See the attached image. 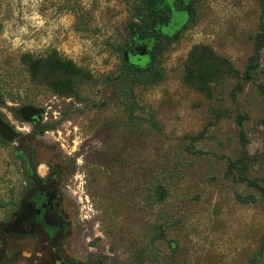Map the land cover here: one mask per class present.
I'll use <instances>...</instances> for the list:
<instances>
[{
  "label": "rangeland",
  "instance_id": "rangeland-1",
  "mask_svg": "<svg viewBox=\"0 0 264 264\" xmlns=\"http://www.w3.org/2000/svg\"><path fill=\"white\" fill-rule=\"evenodd\" d=\"M198 9V23L163 57L165 79L139 90L145 129L136 130L101 82L119 67L110 42L126 34L132 19L127 0H0V115L20 134L0 141V225L11 219L19 205L11 199L20 201L27 180L14 153L32 125L15 112L31 104L45 109L44 124L56 125L36 139L69 167L65 188L84 264L90 258L141 263L137 251L155 240L160 212L178 221L167 234L176 249L167 239L159 242L164 263L264 264V195L228 171L241 155L243 129L251 156L246 173L264 186V97L257 83L232 94V81L208 98L184 82L188 54L198 43L246 69L264 0H201ZM54 49L92 72L93 80L80 88L83 100L32 81L22 56ZM256 77L264 82V49ZM239 114L247 115L242 127ZM152 116L158 128H151ZM170 164L177 167L171 196L151 205L149 181ZM238 193L256 201L242 202Z\"/></svg>",
  "mask_w": 264,
  "mask_h": 264
},
{
  "label": "trees",
  "instance_id": "trees-1",
  "mask_svg": "<svg viewBox=\"0 0 264 264\" xmlns=\"http://www.w3.org/2000/svg\"><path fill=\"white\" fill-rule=\"evenodd\" d=\"M200 1L127 0L132 11V19L127 26L126 34L121 40L110 42L111 50L120 60L119 67L116 72L101 79V82L112 91L116 102L127 114V123L136 130L145 129L144 117H142L145 107L139 101V90L159 84L165 79L166 68L163 65V57L173 44L183 38L191 26L198 23ZM175 17L174 29L168 30ZM263 49L264 17L254 37V51L249 57L245 70L239 69L230 57L220 54L212 45L198 43L188 54L184 82L188 87L208 98H213L218 89H222L225 84L232 81L235 83L232 94L243 91L245 85L249 83H257L259 94L264 97V82H257L256 77ZM22 61L27 65L34 83L48 86L60 96L77 97L83 100L80 88L94 78L91 71L78 65L73 59L64 57L56 49L40 57L26 53L22 56ZM227 115V113L217 112L218 117ZM246 118V114L237 116L240 127ZM150 124L151 128L160 126L153 116ZM55 126V123H47L41 128L52 130ZM240 134L243 145L241 155L229 161L228 171L233 172L238 181L246 182L264 195V186L252 180L246 173L251 166V156L247 145L248 139L243 129ZM192 139L197 140L198 137ZM0 141L6 144L1 136ZM14 157L21 158L15 153ZM175 169L170 164L163 168V171H159L153 181H149L148 193L151 205L164 203L171 196V176L174 174L171 172ZM15 197H12L11 203L19 204ZM237 198L245 203L256 201L253 194L238 193ZM176 222L178 221H171L167 213L160 212L158 222L155 224V240L152 238L150 246L142 247L137 251V257L141 261L139 264H145L148 261L152 264H166L162 259L159 242L167 239L171 242L172 248L176 249L177 243L168 239L167 235Z\"/></svg>",
  "mask_w": 264,
  "mask_h": 264
},
{
  "label": "flooded vegetation",
  "instance_id": "flooded-vegetation-1",
  "mask_svg": "<svg viewBox=\"0 0 264 264\" xmlns=\"http://www.w3.org/2000/svg\"><path fill=\"white\" fill-rule=\"evenodd\" d=\"M44 111L37 121L23 119L19 109L15 112V117L32 125V131L18 139L21 146L15 150L24 161L27 180L11 219L0 225V264H84L78 255L81 252L76 250V218L65 188L69 167L61 156L48 152L40 138L36 139L47 131L41 128ZM18 219V229L12 230ZM90 262L95 261L90 258ZM97 262L105 264L103 258Z\"/></svg>",
  "mask_w": 264,
  "mask_h": 264
},
{
  "label": "water",
  "instance_id": "water-1",
  "mask_svg": "<svg viewBox=\"0 0 264 264\" xmlns=\"http://www.w3.org/2000/svg\"><path fill=\"white\" fill-rule=\"evenodd\" d=\"M175 19H173L168 30L174 29ZM177 23V22H176ZM180 23V22H178ZM1 100V93H0ZM43 108L38 107L36 105H24L20 107L19 114L20 116L27 121H37L42 118ZM0 136L4 141L12 142L15 140L20 134L11 126V124L7 123L2 116L0 115ZM21 220L18 219L14 222V225L11 227L12 230H17L20 225Z\"/></svg>",
  "mask_w": 264,
  "mask_h": 264
}]
</instances>
